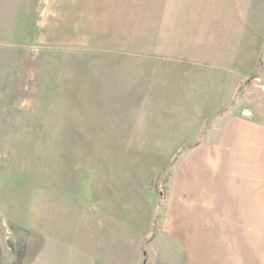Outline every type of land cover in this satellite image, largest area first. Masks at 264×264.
I'll list each match as a JSON object with an SVG mask.
<instances>
[{
    "label": "crops",
    "instance_id": "1",
    "mask_svg": "<svg viewBox=\"0 0 264 264\" xmlns=\"http://www.w3.org/2000/svg\"><path fill=\"white\" fill-rule=\"evenodd\" d=\"M110 1L86 43L23 79L58 235L40 264H264V110L235 104L263 50L258 0Z\"/></svg>",
    "mask_w": 264,
    "mask_h": 264
},
{
    "label": "rangeland",
    "instance_id": "2",
    "mask_svg": "<svg viewBox=\"0 0 264 264\" xmlns=\"http://www.w3.org/2000/svg\"><path fill=\"white\" fill-rule=\"evenodd\" d=\"M119 4L110 0H0V264H31L27 255L34 253L33 264H40L42 250L58 249L56 229L48 230L40 221L44 146L39 142L47 132L37 122V94L22 92L26 70L46 61L55 64L62 47L86 43L91 27L103 20L99 14L104 16L105 9ZM257 14L256 25L264 27V0L257 1ZM258 37L264 41V33ZM261 45L256 78L248 77L236 98L245 116L253 108L264 110V42ZM172 164L155 171L152 187L164 190ZM87 227H80L81 235L88 234ZM70 234L82 239L76 232ZM85 243L82 247L87 248Z\"/></svg>",
    "mask_w": 264,
    "mask_h": 264
},
{
    "label": "trees",
    "instance_id": "3",
    "mask_svg": "<svg viewBox=\"0 0 264 264\" xmlns=\"http://www.w3.org/2000/svg\"><path fill=\"white\" fill-rule=\"evenodd\" d=\"M242 86H243V85H240V86L238 87V89H237L238 91H237V92H239V91L242 90V88H243ZM221 113H223V111H222ZM221 113H220V114H221ZM191 147H192V145L181 148L180 150H178V152H177V156H180L185 150H187L188 148H191ZM169 166H170V162H168V163H166V164L164 165L165 168H168ZM162 168H163V166H162ZM162 168H161V170H162ZM168 170H169V169H168ZM168 170L165 171V176L167 175Z\"/></svg>",
    "mask_w": 264,
    "mask_h": 264
}]
</instances>
